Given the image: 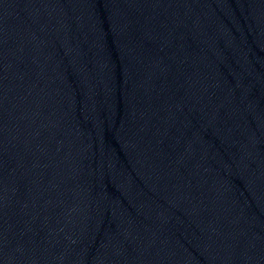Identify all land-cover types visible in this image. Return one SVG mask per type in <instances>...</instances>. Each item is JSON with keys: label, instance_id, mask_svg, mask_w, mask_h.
I'll return each instance as SVG.
<instances>
[{"label": "water", "instance_id": "95a60500", "mask_svg": "<svg viewBox=\"0 0 264 264\" xmlns=\"http://www.w3.org/2000/svg\"><path fill=\"white\" fill-rule=\"evenodd\" d=\"M0 264H264V0H0Z\"/></svg>", "mask_w": 264, "mask_h": 264}]
</instances>
